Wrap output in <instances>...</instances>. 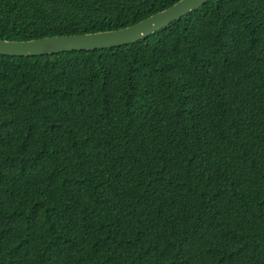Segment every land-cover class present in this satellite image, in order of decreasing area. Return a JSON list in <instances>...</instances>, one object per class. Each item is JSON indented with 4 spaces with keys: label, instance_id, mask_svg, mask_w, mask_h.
Wrapping results in <instances>:
<instances>
[{
    "label": "trees",
    "instance_id": "16d2710c",
    "mask_svg": "<svg viewBox=\"0 0 264 264\" xmlns=\"http://www.w3.org/2000/svg\"><path fill=\"white\" fill-rule=\"evenodd\" d=\"M179 1L0 0V40ZM0 264H264V0H210L120 47L0 55Z\"/></svg>",
    "mask_w": 264,
    "mask_h": 264
},
{
    "label": "water",
    "instance_id": "95a60500",
    "mask_svg": "<svg viewBox=\"0 0 264 264\" xmlns=\"http://www.w3.org/2000/svg\"><path fill=\"white\" fill-rule=\"evenodd\" d=\"M210 0H180L138 24L116 30L84 35L46 37L30 41L0 40V55L32 57L74 51H93L120 47L142 41L170 24L200 9Z\"/></svg>",
    "mask_w": 264,
    "mask_h": 264
}]
</instances>
